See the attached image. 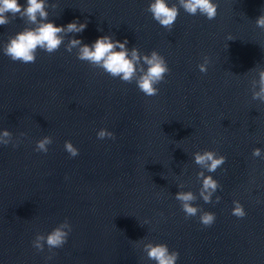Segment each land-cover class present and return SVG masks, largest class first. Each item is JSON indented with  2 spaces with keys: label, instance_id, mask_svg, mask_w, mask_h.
I'll use <instances>...</instances> for the list:
<instances>
[{
  "label": "water",
  "instance_id": "water-1",
  "mask_svg": "<svg viewBox=\"0 0 264 264\" xmlns=\"http://www.w3.org/2000/svg\"><path fill=\"white\" fill-rule=\"evenodd\" d=\"M49 3L57 26L88 21L76 37L84 43L127 39L143 54L159 52L170 72L159 95L146 97L134 82L111 78L63 46L51 55L38 51L30 64L0 52V130L18 143L0 146V264H46L49 255L47 264H154L145 242L178 251L177 264H264V155L252 156L264 151V104L251 98V81L264 70V29L255 24L264 0H216L211 21L180 9L171 31L146 11L148 0ZM24 27L19 18L0 27V45ZM102 128L115 139L98 140ZM45 136L53 143L38 153ZM66 141L77 157L65 151ZM203 151L227 158L211 174L221 188L207 204L193 160ZM179 190L192 191L194 206L216 215L211 227L199 215L185 218ZM233 201L243 205V219L231 214ZM65 219L72 231L63 248L32 247L36 235Z\"/></svg>",
  "mask_w": 264,
  "mask_h": 264
},
{
  "label": "clouds",
  "instance_id": "clouds-1",
  "mask_svg": "<svg viewBox=\"0 0 264 264\" xmlns=\"http://www.w3.org/2000/svg\"><path fill=\"white\" fill-rule=\"evenodd\" d=\"M49 7H52L49 0H24V3H21V0H0V27L8 25L16 18L24 21L26 25L23 30L0 45V52L12 62L30 64L36 62L38 51L51 55L63 46L69 54L75 50L79 61L88 63L92 68L100 69L111 78L119 79L122 83L134 82L138 90L146 97L159 95L158 86L170 72L164 56L155 50L149 54H143L136 47L129 48L127 39L120 41L113 35H101L90 44L84 43L82 39L76 37L85 32L88 21L81 23L79 19H74L66 25L57 26L54 20H49L47 10ZM180 9L192 16H203L209 21L214 20L218 15L216 0H175V2L173 0H148L146 11L156 23L171 31L178 20ZM255 24L258 28L264 29V14L256 19ZM97 30L103 31L99 28ZM66 38H68L67 43H65ZM226 39L233 40L231 36ZM208 65L209 58L205 56L203 62L197 65L200 73L206 74ZM251 92L253 101L264 104V70L258 71V80L251 81ZM21 135L25 134L21 133ZM97 139L114 140L115 135L102 128L97 132ZM52 143V138L45 136L36 142L35 151L47 154ZM9 145L17 147L18 143H13V134L9 130H0V146ZM64 149L72 158L79 155V149L74 147L70 141L65 142ZM262 155L264 151L260 148L253 149V157L260 158ZM193 160L195 165L201 169L196 177L201 184L199 197L206 204L212 203V198L221 185L211 174L221 168L227 162V158L215 151H203L194 153ZM184 187V184L178 185L179 189ZM175 199L180 202L185 218L199 215V222L204 227H211L214 224L216 215L194 206L197 196L192 191L179 190L175 194ZM216 202H220L219 196H216ZM231 214L238 219L246 216L244 207L239 201H233ZM148 223L147 220L144 221V225ZM71 231L72 226L65 219L47 235H36L32 241V247L38 252H43L47 246L51 253L53 249L63 248L68 243ZM142 250L146 258L154 264H177L179 260V252L170 251L168 245L164 243L145 242ZM51 259V255L46 257V264Z\"/></svg>",
  "mask_w": 264,
  "mask_h": 264
}]
</instances>
